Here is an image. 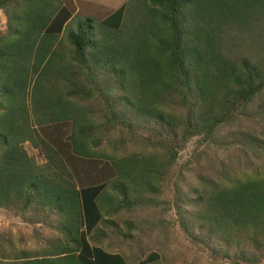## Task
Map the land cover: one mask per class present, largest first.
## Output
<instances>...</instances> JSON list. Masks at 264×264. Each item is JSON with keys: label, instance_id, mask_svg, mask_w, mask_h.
Segmentation results:
<instances>
[{"label": "trees", "instance_id": "1", "mask_svg": "<svg viewBox=\"0 0 264 264\" xmlns=\"http://www.w3.org/2000/svg\"><path fill=\"white\" fill-rule=\"evenodd\" d=\"M222 3L0 0V210L52 231L32 252L1 241L0 264L157 263L103 243L133 249L119 216L151 206L194 139L235 158L177 190L181 230L234 264L264 261V0ZM73 158L111 180L84 184Z\"/></svg>", "mask_w": 264, "mask_h": 264}, {"label": "rangeland", "instance_id": "2", "mask_svg": "<svg viewBox=\"0 0 264 264\" xmlns=\"http://www.w3.org/2000/svg\"><path fill=\"white\" fill-rule=\"evenodd\" d=\"M222 1L216 0V6H223ZM89 7L94 9L93 6ZM102 7L98 10L105 16L109 9L106 3ZM3 24V16L0 13V30ZM240 125L242 128L254 129L248 124L240 123ZM227 131L229 130L222 129L215 135L214 140L223 136ZM50 132L55 133L57 137L64 136L68 133V128L51 129ZM25 149L38 165L44 163L36 151L27 144ZM230 158L235 157H231L229 153L217 151L212 144L209 147H198L196 139L187 143L185 149L178 155L176 168L168 176L166 186H163L160 195L149 197L152 201L151 206L140 208L133 214L119 216L118 219L121 221L130 220L135 224L133 249L128 245L121 247V243L113 237L104 241L105 249L123 253L126 258H132L136 262L145 259L150 253H155L159 261L154 264H234L211 252V249L214 250L218 246L217 238L214 239L212 246V242L204 245L188 237L186 232L181 230L173 210L177 190L182 194L186 193L196 184L198 175H216ZM71 166L78 179L84 184L111 180L113 176V172L109 171L103 162L73 158ZM51 234L52 231L47 229L37 228L33 231L21 219L15 218L10 212L0 210V242L7 240L17 249H27L32 252L41 246L39 243L44 237H50ZM36 239L39 240L36 241ZM260 264H264V261Z\"/></svg>", "mask_w": 264, "mask_h": 264}]
</instances>
